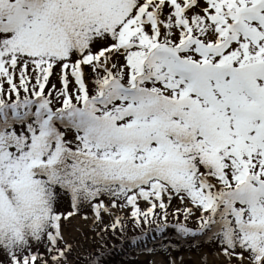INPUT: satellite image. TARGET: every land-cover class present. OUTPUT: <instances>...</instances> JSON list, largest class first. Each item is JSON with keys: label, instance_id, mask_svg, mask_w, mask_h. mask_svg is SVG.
<instances>
[{"label": "snow or ice", "instance_id": "snow-or-ice-1", "mask_svg": "<svg viewBox=\"0 0 264 264\" xmlns=\"http://www.w3.org/2000/svg\"><path fill=\"white\" fill-rule=\"evenodd\" d=\"M77 218L264 264V0H0V264H102Z\"/></svg>", "mask_w": 264, "mask_h": 264}, {"label": "rangeland", "instance_id": "rangeland-1", "mask_svg": "<svg viewBox=\"0 0 264 264\" xmlns=\"http://www.w3.org/2000/svg\"><path fill=\"white\" fill-rule=\"evenodd\" d=\"M61 210H70L67 200L61 202ZM170 224H175L173 218H169ZM82 228L80 220H72V222L65 226V233L70 239L80 240L85 244L89 252H99L101 244L107 245L105 257L102 264H169L170 259H174L176 264H201V257L203 254L209 255L210 264H212L211 254L215 251L207 241H188L180 238L175 229L170 227L164 233H158L150 230L147 225L144 226V232L140 229H134L129 224V229L126 235L108 236L105 241H100L97 237V244H92L91 239L84 241L81 237V232L78 229ZM155 229V225H152ZM138 231V232H137ZM146 233V236H144ZM89 237L93 233H87ZM149 235V236H148ZM147 238V242L140 244L144 238L139 239L136 244L130 243L131 237ZM110 250V251H109ZM89 252H82L80 254L81 261L88 256ZM0 255V259H2Z\"/></svg>", "mask_w": 264, "mask_h": 264}, {"label": "trees", "instance_id": "trees-1", "mask_svg": "<svg viewBox=\"0 0 264 264\" xmlns=\"http://www.w3.org/2000/svg\"><path fill=\"white\" fill-rule=\"evenodd\" d=\"M137 232H138V231H137ZM148 236H149V235H148ZM144 242H145V243L147 242V238H146V237H144L143 241H141L140 244L142 245Z\"/></svg>", "mask_w": 264, "mask_h": 264}, {"label": "bare ground", "instance_id": "bare-ground-1", "mask_svg": "<svg viewBox=\"0 0 264 264\" xmlns=\"http://www.w3.org/2000/svg\"><path fill=\"white\" fill-rule=\"evenodd\" d=\"M75 220L77 221V220H79V219L77 218V219H75Z\"/></svg>", "mask_w": 264, "mask_h": 264}]
</instances>
